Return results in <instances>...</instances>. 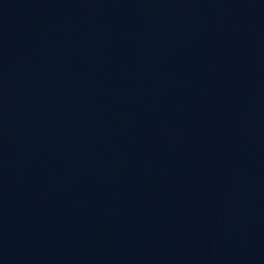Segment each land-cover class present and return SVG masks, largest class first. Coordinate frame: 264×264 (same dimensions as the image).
I'll return each instance as SVG.
<instances>
[{
  "label": "water",
  "instance_id": "obj_1",
  "mask_svg": "<svg viewBox=\"0 0 264 264\" xmlns=\"http://www.w3.org/2000/svg\"><path fill=\"white\" fill-rule=\"evenodd\" d=\"M0 264H264V0H0Z\"/></svg>",
  "mask_w": 264,
  "mask_h": 264
}]
</instances>
